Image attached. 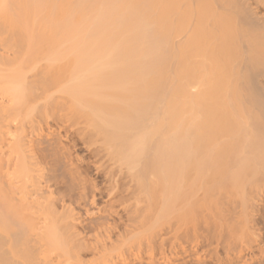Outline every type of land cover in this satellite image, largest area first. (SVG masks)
Masks as SVG:
<instances>
[{
	"label": "bare ground",
	"instance_id": "bare-ground-1",
	"mask_svg": "<svg viewBox=\"0 0 264 264\" xmlns=\"http://www.w3.org/2000/svg\"><path fill=\"white\" fill-rule=\"evenodd\" d=\"M123 1L0 0V264H264V0Z\"/></svg>",
	"mask_w": 264,
	"mask_h": 264
},
{
	"label": "rangeland",
	"instance_id": "rangeland-1",
	"mask_svg": "<svg viewBox=\"0 0 264 264\" xmlns=\"http://www.w3.org/2000/svg\"><path fill=\"white\" fill-rule=\"evenodd\" d=\"M64 1V2H63ZM62 2H61V0H58V3H59V7L61 8V9H63V10H61V11H69L70 10V8H71V5L69 4L70 3V1L71 0H63ZM123 1V0H122ZM125 2H129V3H133V4H135V5H133V9L135 8V6H136V10H138V11H142V9H144L143 11L145 12V14L147 15V19H148V15H150L149 13H150V5H149V0H147V2H145L146 0H136V2H135V0H124ZM123 1V2H124ZM145 3H144V2ZM139 2V3H138ZM143 2V3H142ZM65 3V5L64 6H66V7H64L63 6V4ZM131 3V4H132ZM138 3V4H137ZM67 4V5H66ZM141 5V6H140ZM62 6V7H61ZM68 6H69V8H68ZM95 6H97L96 5V3H91V4H89V7H92V9L93 8H95ZM147 8V9H146ZM147 10V11H146ZM144 15V14H143ZM145 19H146V16H145Z\"/></svg>",
	"mask_w": 264,
	"mask_h": 264
}]
</instances>
